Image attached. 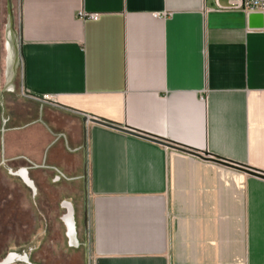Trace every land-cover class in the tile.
<instances>
[{"label":"crops","instance_id":"crops-1","mask_svg":"<svg viewBox=\"0 0 264 264\" xmlns=\"http://www.w3.org/2000/svg\"><path fill=\"white\" fill-rule=\"evenodd\" d=\"M0 163L91 264H264V15L0 0Z\"/></svg>","mask_w":264,"mask_h":264},{"label":"rangeland","instance_id":"rangeland-1","mask_svg":"<svg viewBox=\"0 0 264 264\" xmlns=\"http://www.w3.org/2000/svg\"><path fill=\"white\" fill-rule=\"evenodd\" d=\"M25 174L0 163V264H91L84 246L72 243L67 225L62 230L57 220L39 214L46 202V212L54 211L56 192L32 185L30 193Z\"/></svg>","mask_w":264,"mask_h":264},{"label":"built area","instance_id":"built-area-1","mask_svg":"<svg viewBox=\"0 0 264 264\" xmlns=\"http://www.w3.org/2000/svg\"><path fill=\"white\" fill-rule=\"evenodd\" d=\"M222 0H212L216 9L219 10H237L246 13L247 15L260 14L264 15V0H227V4L223 5ZM82 18H88L93 21H98L99 15L80 13Z\"/></svg>","mask_w":264,"mask_h":264},{"label":"flooded vegetation","instance_id":"flooded-vegetation-1","mask_svg":"<svg viewBox=\"0 0 264 264\" xmlns=\"http://www.w3.org/2000/svg\"><path fill=\"white\" fill-rule=\"evenodd\" d=\"M22 180H23L24 184L27 185L30 188V190H32V186L30 185L28 180L26 178H23ZM67 220H68V218L66 217V222H67ZM3 264H6V263H3Z\"/></svg>","mask_w":264,"mask_h":264},{"label":"bare ground","instance_id":"bare-ground-1","mask_svg":"<svg viewBox=\"0 0 264 264\" xmlns=\"http://www.w3.org/2000/svg\"><path fill=\"white\" fill-rule=\"evenodd\" d=\"M67 218H68V220H67V224H68L69 226H71V224H72V217H71V215L68 216Z\"/></svg>","mask_w":264,"mask_h":264}]
</instances>
